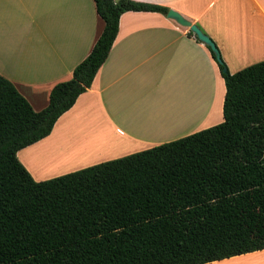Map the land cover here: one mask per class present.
<instances>
[{
    "label": "trees",
    "instance_id": "16d2710c",
    "mask_svg": "<svg viewBox=\"0 0 264 264\" xmlns=\"http://www.w3.org/2000/svg\"><path fill=\"white\" fill-rule=\"evenodd\" d=\"M94 3L103 29L46 106L35 110L0 74V264H203L263 249L264 59L235 72L218 62L217 124L43 180L19 161L90 87L120 14L169 10Z\"/></svg>",
    "mask_w": 264,
    "mask_h": 264
},
{
    "label": "crops",
    "instance_id": "0c3cea01",
    "mask_svg": "<svg viewBox=\"0 0 264 264\" xmlns=\"http://www.w3.org/2000/svg\"><path fill=\"white\" fill-rule=\"evenodd\" d=\"M137 1L196 23L230 72L264 59V0ZM103 26L94 0H0V74L39 110L52 86L71 77ZM224 95L218 61L188 26L158 11L127 10L90 87L48 135L16 155L35 180L51 178L217 124ZM63 141L70 147L54 153ZM41 153L57 156L61 168L44 171ZM259 253L264 248L223 259Z\"/></svg>",
    "mask_w": 264,
    "mask_h": 264
},
{
    "label": "rangeland",
    "instance_id": "374dc122",
    "mask_svg": "<svg viewBox=\"0 0 264 264\" xmlns=\"http://www.w3.org/2000/svg\"><path fill=\"white\" fill-rule=\"evenodd\" d=\"M82 138H75V140L76 139H82ZM49 146H50V144L47 145L46 148H48ZM68 146H69L68 142L63 141L62 143L57 144V146L54 148V153H56V152L65 153L64 149H66ZM109 148H112L111 145L109 146ZM41 154H43L41 157V160H40L41 168L44 169V171H55V170L61 168L60 167V160L57 156H51L50 154H45V153H41ZM66 155L67 154H65V156ZM69 163H71V162H69ZM78 163H83V162H78ZM78 163H76V164H78ZM71 164L75 165V163H71ZM256 256L257 257L254 256V257H244V258H238V259H222V260H218L217 263H213V264H264V253L256 254Z\"/></svg>",
    "mask_w": 264,
    "mask_h": 264
},
{
    "label": "water",
    "instance_id": "95a60500",
    "mask_svg": "<svg viewBox=\"0 0 264 264\" xmlns=\"http://www.w3.org/2000/svg\"><path fill=\"white\" fill-rule=\"evenodd\" d=\"M166 15L168 17L175 19L180 24L188 26L189 29L197 36V38L200 39L202 42H204L210 48L216 60L218 62H222L220 51L217 45L215 44L214 40L207 33H205L196 23L185 18L179 12L173 9H169ZM222 70L225 71L226 67H223Z\"/></svg>",
    "mask_w": 264,
    "mask_h": 264
}]
</instances>
